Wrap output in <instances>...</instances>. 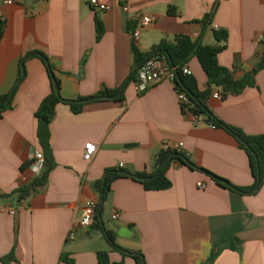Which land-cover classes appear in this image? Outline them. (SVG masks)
<instances>
[{"label": "crops", "instance_id": "1", "mask_svg": "<svg viewBox=\"0 0 264 264\" xmlns=\"http://www.w3.org/2000/svg\"><path fill=\"white\" fill-rule=\"evenodd\" d=\"M14 1L6 6L0 0L5 23L0 96L13 93L21 72L12 108L0 120V196L25 186L24 178L33 183L49 166L44 169L48 161L35 114L51 94V82L38 54L55 68L64 100L77 102L121 89L124 101L84 104L80 114L63 103L56 107L50 125L56 167L46 185L18 204L0 201V206L18 210L16 216L0 213V264H99V252H107L111 264H136L133 254L139 253L145 264H205L232 239L240 244L220 251L214 264H264V187L254 196H242L177 160L167 174L169 190L148 192L131 178L112 184L103 213L96 217L114 233L117 248L93 229L96 218L90 228H78L87 203H100L95 185L107 170L151 174L158 154L168 148L236 187L252 186L246 152L205 117L195 122L191 113H184L173 83L162 81L140 94L128 80L135 68L134 47L148 54L178 37L218 46L216 30L228 35L220 44L226 48L218 55L219 65L235 80L243 79L262 60L264 0H99L111 6L108 12L92 9L91 0ZM171 8L175 16L169 14ZM150 15L156 21L134 43L133 32ZM206 18L209 27L203 24ZM98 21L103 28L99 39ZM186 68L199 91H206L208 78L199 61L193 58ZM213 94L206 105L220 121L249 136L264 135V70L254 87L237 96L223 100ZM88 144L96 146L91 162L83 158ZM37 155H43V162ZM113 211L119 214L116 221ZM74 229L76 238L70 240ZM64 255L71 263L62 261Z\"/></svg>", "mask_w": 264, "mask_h": 264}, {"label": "trees", "instance_id": "2", "mask_svg": "<svg viewBox=\"0 0 264 264\" xmlns=\"http://www.w3.org/2000/svg\"><path fill=\"white\" fill-rule=\"evenodd\" d=\"M169 14L175 16L176 9L171 8L169 10ZM203 24L205 27H209V18H206V22ZM4 25L5 23L0 18V42L2 41L4 35ZM102 34V24L98 21L97 38L99 39ZM215 37L218 46H204L200 42H193L188 37H178L172 43L167 41L161 42L148 54H142L137 48L134 47L133 54L135 68L133 75L128 81H136L139 68L146 60L153 57L165 58L168 64L176 70V79L174 85L176 87L177 93L179 95L184 94L188 98V104L182 105V111L184 113H191L194 117L201 118V116H203L206 118L208 124L214 125L216 128H221L234 137V139L238 142L239 148L245 151L249 157L252 177L254 179L252 186L247 188L236 187L227 180H224L208 171L197 168L186 156L179 153L178 151L165 149L158 154L155 160L154 170L151 174L132 175L122 170H107L103 180L99 181L95 185V188L100 196V203L97 213H103V205L111 193L112 184L121 178H131L137 182H140L148 192H161L171 189L172 183L168 179L167 174L170 167L172 166V163L176 160L192 170H200L205 172L217 185L242 196H254L258 194V192H260V190L264 187V135L249 136L240 129L226 125L214 114H212L206 105L207 101L215 91H220L222 99L225 100L229 96L239 95L248 87H254L256 75L260 71L264 70V52L260 64L253 71L249 72L243 79L235 80L232 72L221 67L218 63V55L226 48L225 44L222 46L220 44L227 42L228 35L224 31L216 30ZM37 56H39L46 63L51 82V94L46 99H44L35 114V118L38 121L37 136L44 150V154L49 166L45 174L40 178L35 179L30 185L23 186L10 195L0 196V201H5L6 203L10 204H18L21 201L28 199L37 188L45 186L50 173L56 167L50 145V125L54 120L56 107L62 103L69 105L74 114H80L84 108V104L78 103V101L69 102L62 98V96L56 90V86L60 88V82L55 76V68L49 63L48 59L44 55L38 54ZM193 58H196L199 61L204 73L208 78V89L204 92L199 91L195 79L186 76L183 73L187 64ZM20 80L21 72L18 74V82L12 92L17 91ZM10 94L0 96V120H2L5 113L12 108V100L7 105ZM93 98H99L98 101L109 100L112 98L111 100L123 102L124 94L121 92V89L116 91L106 90L98 93ZM82 100L83 99H80V101ZM28 165L30 164L24 165L23 169H26ZM136 177L146 180L140 181L137 180ZM95 218V226L93 229L100 231L110 243V245L113 248H117L115 245L114 233L107 231L105 227L97 220V217ZM239 244L240 240L238 239H232L224 242L219 247L218 252L212 253L205 264H214V261L220 251L228 248L236 249V246ZM97 255L99 264H111L107 252H99ZM133 255L136 264H145V260L140 253ZM62 261L71 263L72 260H69L66 255H64L62 256Z\"/></svg>", "mask_w": 264, "mask_h": 264}, {"label": "built area", "instance_id": "3", "mask_svg": "<svg viewBox=\"0 0 264 264\" xmlns=\"http://www.w3.org/2000/svg\"><path fill=\"white\" fill-rule=\"evenodd\" d=\"M4 5L6 6H12L15 4L14 0H3ZM90 7L96 11L100 12H108L111 10V6L106 5L99 0H91L89 3ZM156 21L155 16H144L141 19V23L139 25V28L133 32L132 39L134 43H136L140 38V31L143 29L148 28ZM261 40H264V35L261 38ZM184 75L191 77L192 73L189 69L185 68L183 71ZM176 79V70L172 68L167 60L162 57H153L148 60H146L141 67L139 68L135 84L137 86V90L140 94L145 93L148 91L151 87L154 85L161 83L162 81H169L174 84ZM213 97L215 99H221V95L219 93H214ZM179 98L183 104H188V98L184 94H180ZM195 122L200 121V117H194ZM215 127V126H214ZM182 146V145H180ZM169 149V148H168ZM96 151V146L93 144H88L85 147V152L83 155V158L86 162H91L94 158ZM37 160L39 162H43V155H37ZM23 184L25 186H28L30 184L29 180L24 178ZM198 187L200 189H205L206 186L203 184H199ZM26 205V204H25ZM99 207V202L97 201H90L87 203L85 211H84V217L80 221L78 228L87 229L90 228L93 224V220L96 217L97 210ZM18 210L15 207H6V206H0V213H8L11 216H16ZM119 214L116 211H113L111 213V219L113 221L118 220ZM76 229H74L70 235L69 239L74 240L76 238Z\"/></svg>", "mask_w": 264, "mask_h": 264}, {"label": "water", "instance_id": "4", "mask_svg": "<svg viewBox=\"0 0 264 264\" xmlns=\"http://www.w3.org/2000/svg\"><path fill=\"white\" fill-rule=\"evenodd\" d=\"M24 76H25V71H24V68H23V70H22V79L24 78ZM56 90L60 94V88L58 86H56ZM13 93L9 96L8 101H7V105L9 104V102L11 101V99L13 97ZM111 99L112 98H110L109 100H111ZM98 100H99V98H91V99H86V100L78 101V103L88 104V103L95 102V101H98ZM47 165H48V162H46L44 169H46ZM136 179L137 180H140V181H145L146 180V179H141L139 177H136Z\"/></svg>", "mask_w": 264, "mask_h": 264}]
</instances>
